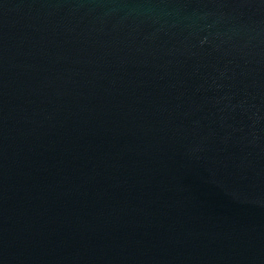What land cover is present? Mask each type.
I'll use <instances>...</instances> for the list:
<instances>
[{"label": "water", "instance_id": "obj_1", "mask_svg": "<svg viewBox=\"0 0 264 264\" xmlns=\"http://www.w3.org/2000/svg\"><path fill=\"white\" fill-rule=\"evenodd\" d=\"M0 264H264V0H0Z\"/></svg>", "mask_w": 264, "mask_h": 264}]
</instances>
